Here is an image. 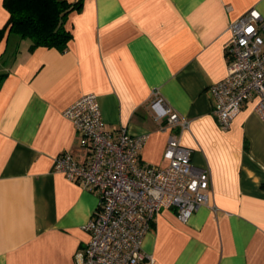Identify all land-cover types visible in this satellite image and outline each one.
Returning <instances> with one entry per match:
<instances>
[{
	"label": "crops",
	"instance_id": "obj_1",
	"mask_svg": "<svg viewBox=\"0 0 264 264\" xmlns=\"http://www.w3.org/2000/svg\"><path fill=\"white\" fill-rule=\"evenodd\" d=\"M76 3L78 0H67ZM264 0H83L68 16L63 51L0 43V264H84V226L98 197L53 170L56 156L85 159L62 112L97 95L108 128L145 136L144 164L164 168L169 136L210 174L209 204L187 223L162 210L143 240L145 264H264V119L254 101L219 127L209 88L224 78L229 24ZM9 13L0 0V28ZM158 93L189 122L162 129ZM214 205L215 210L210 206Z\"/></svg>",
	"mask_w": 264,
	"mask_h": 264
},
{
	"label": "built area",
	"instance_id": "obj_2",
	"mask_svg": "<svg viewBox=\"0 0 264 264\" xmlns=\"http://www.w3.org/2000/svg\"><path fill=\"white\" fill-rule=\"evenodd\" d=\"M228 32L227 74L209 88L222 130L231 126V111L251 100L253 111L264 119V20L252 9L232 21ZM149 108L157 122H165L162 129L188 128L189 122L158 93ZM62 115L73 124L87 157L78 161L71 152L61 153L54 159L53 170L98 197L84 226L89 234L84 264L153 263L142 247L151 223L167 209L175 210L177 219L187 223L199 206L208 205V170L193 167L191 150L175 135L166 144V167L142 163L139 151L145 136L108 128L94 93L82 95ZM210 207L215 210L214 205Z\"/></svg>",
	"mask_w": 264,
	"mask_h": 264
},
{
	"label": "trees",
	"instance_id": "obj_3",
	"mask_svg": "<svg viewBox=\"0 0 264 264\" xmlns=\"http://www.w3.org/2000/svg\"><path fill=\"white\" fill-rule=\"evenodd\" d=\"M2 4L9 18L0 28V43L14 34L29 40L31 48L63 51L72 38L71 31L66 27L68 16L81 10L83 0L76 3L67 0H2Z\"/></svg>",
	"mask_w": 264,
	"mask_h": 264
},
{
	"label": "snow or ice",
	"instance_id": "obj_4",
	"mask_svg": "<svg viewBox=\"0 0 264 264\" xmlns=\"http://www.w3.org/2000/svg\"><path fill=\"white\" fill-rule=\"evenodd\" d=\"M249 31H251V29H249Z\"/></svg>",
	"mask_w": 264,
	"mask_h": 264
}]
</instances>
